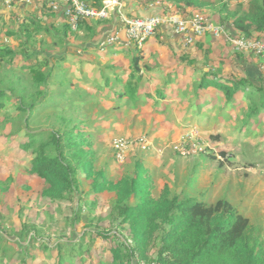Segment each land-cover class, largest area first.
Here are the masks:
<instances>
[{"label":"trees","instance_id":"obj_1","mask_svg":"<svg viewBox=\"0 0 264 264\" xmlns=\"http://www.w3.org/2000/svg\"><path fill=\"white\" fill-rule=\"evenodd\" d=\"M83 1L101 6V0ZM132 2L144 6L168 2L184 18L193 11H203L210 13L219 25H230L242 37L264 35V0H248L246 8L241 1L230 3L229 0ZM46 19L35 14L29 15L27 22L13 19L11 30L5 28L7 25L0 15V38L3 33L6 38L13 37L17 41V47L9 49L0 42L1 125L11 124L13 133L25 132L27 140L20 147L32 155L28 171L43 182L40 196L58 208L64 202L77 204L70 215H64L68 221L64 222V227L70 235L60 236L53 246L41 235L37 222H23L19 229L8 230L7 218L0 213V264H12V261L27 264L30 259L27 249L32 243L44 251H56L52 264H93L89 252L94 250L91 244L98 239L108 243L106 248L96 251L99 254L106 251L107 259L100 264H138V261L146 264H264L263 241L254 234L249 219L226 199L207 203L178 193L172 185L173 178H167L157 189L153 171L143 166L140 159L114 180L103 169H94V152L83 148L92 142L87 136L90 128L84 124L91 117L74 104V100L84 101L87 94L66 77L69 69L63 64L69 52L68 36L89 40L101 22L81 21L73 32L52 12ZM18 54L19 57H15ZM138 60L139 57L131 59L133 71L119 94V97L128 94L132 103L140 101L138 90L142 78L138 74ZM222 72L223 68L210 69L193 86L199 90L215 87L228 104L235 101L236 94L243 93L248 104L242 110L241 120L248 124L251 119H257L264 112V84L254 83L231 68L224 76ZM111 82L112 78L107 77L105 86L112 88ZM246 87L250 91L245 92ZM6 101L12 103V109L7 108ZM85 181H89L87 191L82 190ZM13 183L12 176L0 180V194H7ZM106 194L111 198L108 219L116 224L119 230L116 233L104 230L108 228L101 225L103 217L93 212L97 198ZM84 203L90 207L89 213L86 208L83 210ZM79 226L82 232L78 236Z\"/></svg>","mask_w":264,"mask_h":264},{"label":"rangeland","instance_id":"obj_2","mask_svg":"<svg viewBox=\"0 0 264 264\" xmlns=\"http://www.w3.org/2000/svg\"><path fill=\"white\" fill-rule=\"evenodd\" d=\"M236 1H241L246 8L248 0ZM168 10L167 8L166 12L159 14H166ZM171 11L176 13L172 7ZM204 13L212 19L210 13ZM212 20L215 21L214 17ZM229 26L224 25L231 29ZM4 39H7V42H3ZM126 41L133 43L128 39ZM0 42L7 49L13 46L6 37L0 38ZM112 44L116 43L109 45ZM228 44L226 45L229 46ZM241 54L244 53L238 54L240 58ZM15 57H19V54ZM243 57L247 58L246 61L251 65H254L252 60L255 59L258 68L256 70L259 71L258 58L252 54ZM203 75L204 73L199 76V80ZM257 75L249 78L259 83L264 80V76L258 72ZM212 80L218 82L217 79ZM196 89L198 88L194 87V91ZM244 91H250L249 87ZM242 94H236L232 104L225 103L223 94L218 95L214 91L212 95L202 97L197 106L191 109H184L189 107L188 101L182 100L180 105H177V102L167 104L162 107L166 111L163 117L154 112L152 106H145V102L132 103L131 97L125 94L119 97L122 101L126 99V102H130L124 106L136 108L112 110L106 117L102 114L101 118L98 116L84 122L90 128L87 136L92 142L86 143L83 148L94 152L92 163L94 169H103L113 180L122 175L135 160L140 159L143 166L153 171L157 189L163 186L167 178H173L171 182L178 193H186L207 203L226 199L249 219L254 234L264 243V112L257 119H251L250 123L245 124L241 118L248 100ZM107 99L105 96L100 97L97 109L112 108L117 104L118 108L122 106L118 102H108ZM91 100L94 101L93 98H87V101ZM210 100H214L213 105L208 103ZM75 101L74 104L83 105L84 107H81L87 112L96 106L92 102L85 101L79 104ZM5 104L7 108H13L10 101H6ZM200 104H204V108H201ZM112 116L114 121L107 123L105 118ZM2 120L3 117L0 115V180L12 176L14 183L7 194H0V213L7 218L5 223L8 230L19 229L23 222H37L40 225L38 228L42 231L41 235L44 234L43 236L49 240V246H53L55 241L61 239L60 236L70 235V231L64 227V222H68L64 215H70L72 207H75L77 202H64L58 208L40 196L43 182L28 171L32 155L20 147L27 140L26 134L23 130L13 133V126L11 124L2 126ZM123 141L127 144L123 160L118 162L114 146ZM88 184L89 181H85L82 190L87 191ZM110 199L107 194L97 198L93 212L103 217L101 225L108 228L104 230L116 233L119 232L115 228L116 224L108 219ZM84 205L86 207H83V210L86 208V212L89 213L90 207L88 208L85 203ZM81 226L76 230L78 236L82 232ZM91 245L94 250L89 252V258L93 264L106 261V251L104 254L97 252L106 248L108 243L98 239ZM27 252L30 258L27 264H52L56 253L44 251L36 243H32ZM15 264H18L17 261Z\"/></svg>","mask_w":264,"mask_h":264},{"label":"crops","instance_id":"obj_3","mask_svg":"<svg viewBox=\"0 0 264 264\" xmlns=\"http://www.w3.org/2000/svg\"><path fill=\"white\" fill-rule=\"evenodd\" d=\"M125 1L126 8L121 13L114 12L109 19L100 21L101 23L89 40L77 39L75 35H69L67 38L69 52L63 64L65 68L69 69L66 77L87 94L84 101L80 100L75 103L83 104L85 101L95 103L96 106L92 111L87 112L83 109L87 115L91 116V119H96L98 116L101 118L102 114L106 117L112 110H133L136 108L125 107L126 99L122 101L119 98V94L124 91L125 83L133 71L131 59L134 57H139L138 74L142 78V85L138 90L139 100L145 102L147 107L152 106L154 112L158 115L161 114L162 117L166 114L162 107L167 104L172 105L177 102V105H180L182 100L183 102L188 101L189 107L184 109H191V107L197 106L202 97L212 95L213 91L219 95L221 92L215 87L194 91L193 84L199 82V76L210 69L221 70L223 68V76L230 68L240 76L245 75L247 78H254L257 72L264 76L263 73L256 70L255 59L252 60L255 66L248 64L247 58L243 57L246 54H241L240 58L239 53H233L231 45L227 46V43L221 39H214L210 35H206L198 42L186 47L180 41L179 36L165 25L159 26L156 33L144 43L142 49H138L133 43L126 41L124 31H120L124 26L123 19L163 13L170 6L173 9V6L168 2L144 6L135 5L132 0ZM229 1L230 3L239 2ZM49 12L44 0H31L29 3H25L23 0H13L11 6L5 5L2 1L0 3V15L7 25L5 28L11 30L14 27L13 19L27 22V17L35 14L36 17L47 20ZM52 14H55L58 21H65L60 14ZM114 33L118 34L120 42L101 49L99 42L107 35ZM82 34L81 32L79 35L82 36ZM3 37L5 38L2 33L1 38ZM8 40L13 45L10 48L17 47V41L13 37H9ZM4 41L7 42V39ZM221 59L224 60V63L221 62ZM106 66H110L113 70ZM107 77L112 78V88L105 86ZM117 77L119 80L116 79ZM249 79L257 83L253 79ZM261 83L264 84V80ZM69 93L71 94L70 91ZM102 96L108 98V102H118L122 106L118 108L117 104L112 108L100 107L97 109L99 107L98 99ZM87 98H93L94 101H87ZM152 100L156 102H151ZM213 101L210 100L208 103L213 105ZM106 104L107 102L104 105ZM200 106L204 108V104H200ZM146 110L144 109V111ZM105 120L107 123L112 122L114 116L107 117Z\"/></svg>","mask_w":264,"mask_h":264},{"label":"built area","instance_id":"obj_4","mask_svg":"<svg viewBox=\"0 0 264 264\" xmlns=\"http://www.w3.org/2000/svg\"><path fill=\"white\" fill-rule=\"evenodd\" d=\"M23 1L29 3L31 0ZM2 2L7 6H11L13 0H2ZM44 2L50 12L60 14L65 19L70 30L73 32L77 31L81 21L107 20L111 14L114 12L121 13L127 6L125 0H102L100 7L89 5L83 0H44ZM168 9V13L166 14L147 15L138 18L125 17L123 19L124 26L120 31L123 30L126 38L139 48L162 25L167 26L170 31L179 36L180 41L186 47L198 42L202 37L210 35L214 39H221L229 43L234 52L254 55L255 58L260 60L259 71L264 74V37H242L236 34L232 28L228 29L215 23L204 12L194 11L190 17L184 18L172 12L171 6ZM119 42L120 39L117 33L109 34L101 41L99 47L102 49L111 43L117 44ZM126 144L127 142L123 141L116 143L114 146L118 162L123 160ZM137 263L146 264L139 261Z\"/></svg>","mask_w":264,"mask_h":264}]
</instances>
